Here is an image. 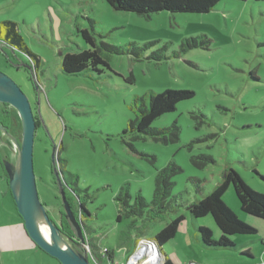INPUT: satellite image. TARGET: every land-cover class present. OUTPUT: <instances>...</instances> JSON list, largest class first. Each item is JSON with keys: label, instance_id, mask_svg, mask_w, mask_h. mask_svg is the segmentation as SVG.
<instances>
[{"label": "rangeland", "instance_id": "obj_1", "mask_svg": "<svg viewBox=\"0 0 264 264\" xmlns=\"http://www.w3.org/2000/svg\"><path fill=\"white\" fill-rule=\"evenodd\" d=\"M80 4H86L85 0H0V21H17L26 45L42 61L34 69L26 54L0 42V70L27 94L40 121L34 170L40 200L50 217L58 224L65 211L53 180L57 165L78 190L77 195L69 192L70 196L89 213L81 217L90 229L89 242L102 251L113 249L117 259L125 261L134 248L133 238L125 235L132 219H118L116 197L127 186L131 201L139 192L151 201L157 171L170 162L182 168L173 176L172 192L183 201L202 199L229 169L237 171L253 190L264 193V0H220L204 14L160 11L149 17L116 11L102 0L93 6ZM86 7L87 12H82ZM85 17L94 21L99 40L102 36L115 45H155L139 60L112 56L111 70L103 67L102 73L67 74L62 57L89 47L78 32L90 28ZM201 36L210 40L206 47L181 50L186 38ZM159 49L163 60L148 59ZM166 89L195 93L152 123L155 128L177 123L179 139L165 142L131 132L136 99L145 97L149 104L151 93ZM2 110L10 119L9 133L21 141L17 110L0 102ZM12 137L3 134L2 161L16 160ZM200 155L212 160L193 163L192 157ZM1 174L0 160V249L5 250L10 248L9 234L17 233L19 217L7 178L2 181ZM223 201L240 220L257 229L254 235L233 236L235 247L221 250L196 242L197 226L216 225L211 215L195 219L185 207L166 220L152 222L145 235L154 238L168 221L184 214L178 233L162 247L175 264H264L260 241L264 220L240 210L233 186ZM241 243L250 248L252 257L244 254ZM82 248L86 252V246ZM5 263L0 255V264ZM91 264L97 263L91 260ZM101 264L110 262L104 257Z\"/></svg>", "mask_w": 264, "mask_h": 264}, {"label": "trees", "instance_id": "obj_2", "mask_svg": "<svg viewBox=\"0 0 264 264\" xmlns=\"http://www.w3.org/2000/svg\"><path fill=\"white\" fill-rule=\"evenodd\" d=\"M102 1L116 11L132 12L147 17L152 13L160 11H168L170 13L204 14L214 10L216 5L220 2V0ZM86 18L89 21L90 28L79 29L78 32L89 47L77 52L67 53L62 57V69L67 74L79 75L85 71L102 73L104 71L103 67L111 70L110 58L112 56L130 55L134 59L139 60L155 45V42H148L143 45H140L137 42H130L127 45H115L104 41L102 36H100L99 40L93 27L94 21L88 17ZM0 42L10 47L14 52L20 51L26 54L31 59L34 69H37L38 66H40L42 62L40 55L33 53L26 45L17 21H0ZM208 42H210V40L206 36L186 38L182 43L181 50L185 51L196 47H206ZM163 58H165V55L163 54L162 49L155 50L148 56V59L157 62H160ZM194 95V91L190 89H166L163 92L151 93L149 95V104H147L145 97H138L136 99V117L129 121V130L136 133L138 136H151L156 140H163L165 142H168L169 140H178L180 127L177 123H173L172 125L163 128L152 127V123L162 115L176 110L179 102L190 99L194 97ZM4 112L5 111L3 110L0 112V124L6 129L5 133H9L11 128L9 125L10 119L8 118V115L4 114ZM35 118L37 125H39V119L37 116ZM200 159H205L206 161L212 160V158L203 155L192 157L193 163L203 165V163H200ZM1 163L4 175L8 181V174L4 168L3 162ZM180 171H182V168L175 162H170L168 165L157 171L155 177V189L151 201H148L141 192L137 193L134 200L131 201L132 196L127 186L123 187V190L117 195L116 198L120 205L118 219L120 220L124 217L132 219L128 224L127 232L125 231L126 237L128 239L133 238L134 242L133 251L128 257L134 252L136 245L141 238L154 240L157 246H160V251H162L163 245L173 239L178 233L180 226L186 220L185 215H177L175 218L168 221L154 238L146 237L145 232L152 222L156 220H166L170 214L176 213L180 207H185L195 219L208 215L212 216L216 225L215 228L217 227L216 230L218 231L217 239L214 237L216 236V230L214 231V227L205 224H200L197 227L194 225L196 227V242L202 243L206 247H217L221 250L232 248L235 247V241L232 239L233 236L254 235L257 233L255 227L240 220L223 201L224 194L230 186H233L240 210L264 220V193L255 191L248 186L237 171L234 169L225 171L222 180L211 192L205 195L202 199L193 202L183 201L180 195H174L172 192L174 185L173 176ZM58 172L59 176L64 179V181H62L64 182L63 187L66 192L67 201L70 203L76 218L82 223V234L86 242L85 246L87 245L90 250L88 252L86 249L90 257V262L93 260L97 264H101L104 257L108 258L110 264L125 262L127 259L125 261L117 259L113 249L104 247L106 250L102 251L99 250L101 248L98 245L89 242L87 233L90 229L81 219V217L83 218L86 215H89V213L83 203L77 205L74 202V198L71 197L72 195L70 196L69 192L77 195V188L71 186L66 178H64V173L60 168L58 169ZM53 180L59 190L55 173ZM20 219L23 223V219L21 217ZM59 222L61 224L62 233L68 239L69 243L75 249H84L82 248V244H80V239L75 236L69 223L65 219L63 211H61ZM195 223L196 222L194 221L193 224ZM260 241L264 245V239H260ZM35 246L41 249L39 246ZM41 250L44 251L43 249ZM244 254L252 257L249 251ZM164 255L165 259L163 264H175L166 254ZM58 263L60 264L59 261Z\"/></svg>", "mask_w": 264, "mask_h": 264}, {"label": "water", "instance_id": "obj_3", "mask_svg": "<svg viewBox=\"0 0 264 264\" xmlns=\"http://www.w3.org/2000/svg\"><path fill=\"white\" fill-rule=\"evenodd\" d=\"M0 102L11 104L17 110L21 119V141L7 133L16 144V160L13 162L4 158L2 162L8 174V184L17 212L23 219L26 234L35 245L56 258L60 264H91L88 252L75 249L69 243L62 233L61 224H57L50 217L45 204L40 200L34 170V143L38 127L36 118L27 94L10 75L2 70H0ZM0 129L6 132V129L1 125ZM9 147L13 150L10 145ZM56 170L55 167V175L65 209L64 217L75 236L80 239V244L85 245L82 223L76 218L70 203L67 201L62 178ZM43 224L48 229L47 234L43 231ZM159 252L161 258L165 259V255L160 249Z\"/></svg>", "mask_w": 264, "mask_h": 264}, {"label": "crops", "instance_id": "obj_4", "mask_svg": "<svg viewBox=\"0 0 264 264\" xmlns=\"http://www.w3.org/2000/svg\"><path fill=\"white\" fill-rule=\"evenodd\" d=\"M85 2L86 4L83 5L80 4V5H82L83 7L84 5L88 6V3H90V5L93 6L94 4H96L97 0H85ZM86 9L88 8L87 7L83 8L82 12H87ZM4 178L5 176L2 175L1 176L2 181L4 180ZM17 215L19 217L18 218L19 223L16 226L17 233L9 234L10 240L8 247L10 248L5 250L0 249V255L6 261L5 264H11L12 261H13L12 264H59L56 259H54L52 256H50L49 254H47L46 252L42 251L41 249L35 246V244L32 242L30 237L25 232L24 225L20 219V215L19 214ZM197 224L198 223L196 222L195 226ZM216 233H218V231ZM245 244L246 243H243L241 245L244 246L241 248V250H245V252L249 251L251 253L250 248L245 246ZM162 252L166 254L163 250ZM166 255L169 257L168 254Z\"/></svg>", "mask_w": 264, "mask_h": 264}, {"label": "built area", "instance_id": "obj_5", "mask_svg": "<svg viewBox=\"0 0 264 264\" xmlns=\"http://www.w3.org/2000/svg\"><path fill=\"white\" fill-rule=\"evenodd\" d=\"M86 249L88 252L90 251L88 246ZM134 251L135 252L132 253L125 262H116L114 264H163L164 262V259L161 258L158 246L154 240L141 238ZM140 258L145 259L140 260ZM148 261L149 263H147Z\"/></svg>", "mask_w": 264, "mask_h": 264}, {"label": "flooded vegetation", "instance_id": "obj_6", "mask_svg": "<svg viewBox=\"0 0 264 264\" xmlns=\"http://www.w3.org/2000/svg\"><path fill=\"white\" fill-rule=\"evenodd\" d=\"M1 125V124H0ZM2 126V125H1ZM5 132L3 131V130H1L0 129V145H1V143H3V134H4ZM0 160H1V162H2V158H1V156H0ZM1 175H4V172H3V174H1ZM5 176V175H4ZM6 178V177H5Z\"/></svg>", "mask_w": 264, "mask_h": 264}, {"label": "bare ground", "instance_id": "obj_7", "mask_svg": "<svg viewBox=\"0 0 264 264\" xmlns=\"http://www.w3.org/2000/svg\"><path fill=\"white\" fill-rule=\"evenodd\" d=\"M42 228H43L44 233L47 234V230H48L47 227L43 224Z\"/></svg>", "mask_w": 264, "mask_h": 264}]
</instances>
